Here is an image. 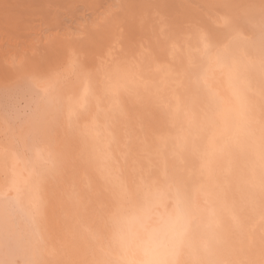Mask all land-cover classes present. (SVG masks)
<instances>
[{"label": "bare ground", "instance_id": "1", "mask_svg": "<svg viewBox=\"0 0 264 264\" xmlns=\"http://www.w3.org/2000/svg\"><path fill=\"white\" fill-rule=\"evenodd\" d=\"M31 2L0 0V264H264V0Z\"/></svg>", "mask_w": 264, "mask_h": 264}, {"label": "rangeland", "instance_id": "2", "mask_svg": "<svg viewBox=\"0 0 264 264\" xmlns=\"http://www.w3.org/2000/svg\"><path fill=\"white\" fill-rule=\"evenodd\" d=\"M34 6H36V8H41L43 6H49L50 8H54L57 11H59V15L61 16V18L68 20L69 17L71 16H75L78 13H81V9L79 6L75 5L72 9L70 7H68V2L69 0H31ZM21 1H19L18 3H16L14 6L15 8L19 6H17V4H19ZM17 8V11H18ZM14 10V9H13ZM16 10H14L13 12H17ZM20 14H23L24 12H19Z\"/></svg>", "mask_w": 264, "mask_h": 264}]
</instances>
